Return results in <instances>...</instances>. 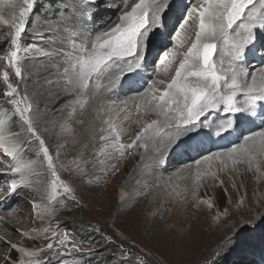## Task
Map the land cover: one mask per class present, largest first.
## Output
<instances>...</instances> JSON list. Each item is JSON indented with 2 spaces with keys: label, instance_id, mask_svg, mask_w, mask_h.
<instances>
[{
  "label": "snow or ice",
  "instance_id": "1",
  "mask_svg": "<svg viewBox=\"0 0 264 264\" xmlns=\"http://www.w3.org/2000/svg\"><path fill=\"white\" fill-rule=\"evenodd\" d=\"M36 2L37 0H21L17 4L10 0L9 7L13 11L9 18H5L0 10V25L7 26V36L10 37L9 49L4 56H0V60L6 61L7 68L0 74L6 85V91L0 93V97L6 99L7 105L13 109L11 116L18 118L20 122L19 130L11 131L0 121V150L12 158L14 163L10 166V171L19 176V180L13 179L11 182L13 192L18 187H28L31 175L44 174L36 173L35 162L25 159V150H34L36 156L42 155L43 159L39 163L46 164L44 172L51 176V181L45 188L47 203L42 206L38 200L32 205L40 220L45 219V215L53 216L57 203L63 206L70 200L79 205L80 200L77 189L58 174L59 151L54 153L52 145L48 143L46 133H49V128L41 127L42 123H47L41 120L44 91L39 86L31 93L27 88H20L21 82H33L29 79L32 69L24 62L27 53L61 59L63 88L58 95L86 97L81 110L87 106L88 99L122 88L127 82L129 90L138 93L133 100L136 113L154 114L158 117L146 123L130 143H122L123 129L118 128L111 118L103 122L105 127L94 129L84 119L75 121L73 111L68 122L76 123L81 129L76 135L86 134V139L97 149L96 156L104 157L100 163L108 162L102 171L116 170V162L134 148H144L147 151L148 141H152V151L155 153L151 158L152 166L159 171L173 149L183 153L199 151L203 144L201 136L211 138L204 129H212L216 137H222L238 128L242 122L254 123V118L264 109V66L258 67L253 74L247 70L245 63L248 53L255 49L264 33V0H183V8L178 7L175 0H137L131 6L128 0H121L120 15L116 17L119 23L114 27L106 26L101 31L90 30L88 25L94 14L82 10L75 18H69L71 22L67 27L72 31L60 41L61 46L52 51H44L35 44L22 43V35L26 32L29 16ZM169 14L174 19L170 31ZM111 23L109 18L108 24ZM64 30L65 26L61 25H57L55 29L59 32ZM34 34L43 38L38 29ZM218 44L219 56L214 59ZM261 48H264V43ZM154 49L156 55L151 65L153 75L158 70L166 75L172 74L168 75L167 80L151 79L146 87L137 88L138 82L128 79V76L149 66L148 57ZM260 54L264 55V52ZM46 82L52 83L51 78H46ZM239 97L242 98L238 99ZM68 103L72 104L73 101L69 100ZM121 104L124 105L121 111L127 119L128 101H121ZM100 106L103 107L102 100ZM219 113L227 116L214 123L213 117ZM261 119L264 124V117ZM60 128L62 132L73 134L66 124H61ZM87 147L88 144H85L84 148ZM258 157H264V126L259 131L242 133L241 142L231 144L222 152L203 155V161L215 158L224 168L228 167V161L232 165L247 163L249 167L255 166L256 172L264 178ZM201 163V160H196L197 166ZM202 176L218 180L215 172L201 173L197 167L191 197L197 207L207 204L212 208V203L198 197ZM58 196L63 199L58 201ZM43 199L42 196L41 200ZM184 199L187 202V196ZM215 218L219 220L220 215L217 214ZM251 222V219L244 221ZM44 231H50L51 237L46 249L54 250L57 255L91 252L90 248L71 239L67 232L61 233L56 228ZM32 235L38 236L40 232L34 231ZM50 237L44 236L45 239ZM11 247L29 257L26 262L18 260L15 264H46L41 256L43 248L29 250L17 244H12Z\"/></svg>",
  "mask_w": 264,
  "mask_h": 264
},
{
  "label": "bare ground",
  "instance_id": "2",
  "mask_svg": "<svg viewBox=\"0 0 264 264\" xmlns=\"http://www.w3.org/2000/svg\"><path fill=\"white\" fill-rule=\"evenodd\" d=\"M5 2L0 3V10L3 11L4 15H9L12 9ZM116 2L121 3V0H66L62 7L64 15L58 18L57 21L55 20L56 22L50 26L35 23L34 30L38 29L42 36L50 35L52 42L48 44V47L52 51L54 48H59L61 46L60 41L72 31L70 27H67L71 22L69 18H75L76 14L82 10H87L94 14L91 19L92 24L96 27L94 31L104 30L106 26L114 27L116 23H119L115 15L120 12V5H117ZM128 2L131 6L137 0H128ZM175 2L178 7H184L183 0H175ZM103 3L105 4L103 5ZM110 5H115V7H110ZM104 9L109 11L103 14L107 18H111L112 23L109 25L108 19L104 23L105 26L103 25L102 27V25H99L102 29H97L96 22L103 15L101 10ZM169 23L170 31L174 19L170 18ZM57 25L65 26V30L63 32L55 31ZM50 29L53 31H49ZM189 31H192V29H189ZM258 42H260V45L264 42V33L261 34ZM219 49L220 45L218 44V51L214 59L218 58ZM254 51L255 49L248 53L247 60L245 61L246 66L251 61L248 68L250 67V73L253 74H255L258 67L264 66V57H258L259 53L255 55L256 52ZM262 52H264V48H262ZM153 54L148 57L149 66L143 69L142 73L140 72L141 70H138L136 74L128 76V79H134L138 82L136 85L137 88L146 87L143 82H148V78L154 72L151 66V61L153 56H155ZM54 58L57 60V64L51 65L48 68V70L54 71L52 75L51 73L42 75L38 72L33 82L35 87L39 86L45 93L44 98L41 100V104H44L43 107L41 106V112L49 121H52L53 124H51L56 131L61 133L60 125L63 124L62 121H65L64 123L67 122L68 125L66 124V127L72 126L71 130L73 134L61 136L58 139L59 145H63L64 143L63 148H66L65 154H59V158L70 166L74 178L73 181H77L74 187L77 190L80 188L79 192L81 196L79 197L83 198L82 213H88L99 225L106 226L116 223L117 227L121 229V233L127 236L132 235L140 242L143 241L144 244L148 243L158 249H164L161 252V255L164 257H174L176 260L183 259L185 261L195 259L198 261L200 257L201 260L199 261L202 262L204 257L212 256L214 253H220L222 255V253L228 252L233 257L237 256L239 252L247 253L246 251H248V253L255 255L257 260L259 258L260 260L262 259L260 256L262 251L259 250L261 247L258 249V245H255L256 247L251 248L253 246L251 236L247 232L244 233L247 224H243V220L251 219L253 221L251 224L257 222L251 214L244 213L247 210L244 206L240 205L235 212L232 211L229 218H221L213 221L210 218V210H208L206 204H201L199 207L196 206V202L191 197V189L195 186V172L197 167H199L201 173L215 172L219 180H222L226 186H229L233 180L235 182L237 181L234 170H238L240 172L239 181H241L240 183L244 187L249 206H252V209L257 212L262 210L264 197L262 195L253 198L252 186L250 185V182L258 175L255 166L249 167L247 163L232 165L231 161H228V167L224 168L220 161L215 158L211 161H203V155H209L212 152L218 151L222 152L231 146V144L241 142L242 133L248 134L251 131H259L260 127L264 126L261 119V117H264V109H261L260 115L254 118V123L242 122L238 128L222 137H216L212 129H204L203 131L209 133L211 138L201 136L200 139L203 140V144L199 151L193 150L188 153H183L173 149L167 155L166 164L159 171H156L152 166L151 158L155 155L152 151V141H148L149 148L147 151L144 148H134L125 154L123 158L116 162V170L107 169L106 171H102V169L106 168L108 162L105 161L104 164L100 163V160L104 159V157L96 156L97 149L86 139V134L76 135L81 132V129H79L76 123L68 122L69 115L73 111H75V121L84 119L94 129L105 127L103 122L109 118L113 120L118 128L123 129L122 133H125L128 127H131L132 129L129 135L121 136L122 143H130L132 140L129 137L134 136L135 138L140 130L139 125L135 121H130L131 117L136 116L141 120H139L141 122V129L146 123L152 119H158V117L154 114L143 115L136 113L133 100L136 99L138 93L136 91H130L127 82L124 83L122 88L102 94V96H97L94 99H88L87 106L81 110V104L83 99H87L86 97L80 98L75 97V95L68 96L67 94L58 95V93L62 92L63 88V81L61 79L63 63L60 58ZM160 72L162 70H158L156 75H154L157 80H167L168 75L172 74L160 76ZM46 78H51L52 83H47ZM240 98L242 97L238 99ZM69 100L73 101V103L69 104ZM101 100L103 107L100 106ZM125 100L128 101L127 108L130 114V117L126 120L121 119L125 115L121 111V108L124 107L121 101ZM110 106L112 107L109 108ZM226 116L227 114L225 113H219L213 117V122L218 123L219 120L224 119ZM235 137H238V141L235 140ZM85 144H88L87 148H84ZM257 159L261 164V171H264V159H261V157ZM196 160H201L202 163L197 166ZM4 171L8 170L6 169ZM33 175L30 180L36 181L38 175ZM118 177L121 178L120 181L116 180ZM4 178L0 177V183ZM258 178L263 179L259 184V188L264 191V178H261L260 175ZM89 181L91 183H88ZM113 181L115 184L114 187H112ZM217 182L218 180L211 178V176H202L198 187V197L201 198L206 195L210 202L215 204L213 192H220ZM70 186L73 185L70 184ZM117 191L122 196V205L115 203ZM88 193L92 196L90 201L87 200L88 197L84 198ZM38 196L36 195L34 197L37 198ZM185 196L188 198L187 202L184 199ZM18 198L20 199L21 196H19V192L17 191L15 195L2 193L0 196V208L10 209V207H13L12 209H15L13 212L0 213V218L4 217L0 219V236L9 239L12 243L26 244L23 234L20 236L13 232L15 228L26 232L25 229L29 226L27 222L28 210L25 207L23 209L25 211H19V205L17 206V203L15 204ZM167 206H173L171 214L165 212L164 208H167ZM126 210H130L128 216L124 220L117 222L118 215ZM78 212L72 211L71 215L76 221H78ZM237 213H244L245 216L240 217L243 215L241 214L239 219L236 215ZM80 219L82 222H86V218L81 217ZM3 248V244L0 241V259L2 258ZM257 253H260V255L257 256ZM254 263L257 264V261H253ZM231 264H246V261L240 260L238 263L235 261Z\"/></svg>",
  "mask_w": 264,
  "mask_h": 264
},
{
  "label": "rangeland",
  "instance_id": "3",
  "mask_svg": "<svg viewBox=\"0 0 264 264\" xmlns=\"http://www.w3.org/2000/svg\"><path fill=\"white\" fill-rule=\"evenodd\" d=\"M64 1L66 2V0H37L36 4L34 5L33 12L29 16V20L27 24L28 26H26V32L25 34L22 35V43L24 45L35 44L44 51H51V49L48 47V44L52 42V38L50 37V35L43 36V38H41V36L35 35L34 34L35 25L34 24L39 23L43 26L45 25L50 26L54 24L58 18L64 15L63 8H62L63 5L65 4ZM1 2H5L9 5L10 0H0V3ZM11 2H16L17 4H19L21 0H11ZM116 3L117 5L121 4L119 2H116ZM104 4L105 3H103V5ZM95 10L97 9L95 8ZM16 11L18 14V9H16ZM101 12L103 14L109 11L107 9H104V10H101ZM119 15H120V12L117 13V15L115 16L117 17ZM4 16L5 18H9V15H4ZM108 16L110 15L108 14ZM108 19L109 18H107L105 14L101 15V17L96 22V26L98 27L97 29H102L104 23ZM99 25H102V27H99ZM88 27L90 30L93 29L92 31L96 30V27L92 24V20H91V23L88 25ZM169 27H170V23H169ZM8 31L9 29L7 28V26H4V25L0 26V56H4L10 47V37L7 36ZM173 44H174V41H173ZM259 46L260 47L258 48V50L260 52L262 48L260 44ZM181 51L183 50L181 49ZM152 53H154L153 55H156V50L154 49ZM256 54L258 53L256 52L255 55ZM25 55L27 59L24 62L26 64H29V67H31L32 69V73L30 74V77H29L30 81H34V77L36 76L38 72L41 73L42 75L46 73H51L52 75V73L54 72L53 70L51 71L48 70L49 66L57 64V60L54 57H40L39 55L33 52L27 53ZM250 62L251 61H249V63L247 64V70L249 72L251 70L250 67L248 68V65L250 64ZM151 64H152V61H151ZM4 70H7L6 61L0 60V74H2ZM159 75L162 76L166 74H164L162 71L160 72ZM155 77L156 76L151 74L150 77L148 78L149 79L148 82H143V81L141 82L147 85L148 83L151 82V79H156ZM10 78H12L11 72H10ZM33 85H34V82H29L27 84L21 82L20 88L21 89L27 88L28 91L31 93L36 88L35 85L34 86ZM4 91H6V85L2 80V75H0V93ZM127 96H124V97H127ZM41 106L43 107L44 104L42 103ZM111 107L112 106H110L109 108ZM12 111L13 109L11 108V106L7 105L6 103V99L3 97H0V121L4 122L5 127L8 128L9 130L17 131L19 130L20 122L18 121V118H13L11 116ZM43 116L44 115L42 113L41 115L42 122L46 121L47 123H42L41 127L42 128L47 127L50 130L49 133H46V135H48V143L52 145V151L54 153L56 151H59V154L61 153L65 154L66 148L65 149L63 148L64 143L63 145L62 144L59 145L58 139L61 136L67 135L68 132L61 131V133L60 132L58 133L56 129L54 128V126L52 125L53 124L52 121L51 120L49 121V119L46 118L45 116L43 118ZM129 117H130V114H129ZM121 119L125 120L126 119L125 115H123ZM139 120L140 119H138L136 116H133L130 119L131 122L135 121L139 125L140 127L139 132H140L141 131L140 121L141 120L140 121ZM64 122L65 121H62L63 124H67V122L66 123ZM67 128L72 129V126L67 127ZM131 129H132L131 127H128L125 133H122L121 136L129 135L131 132ZM129 139L133 140L135 138L134 136H131L129 137ZM235 140L238 141V137H235ZM25 159L35 162V167L37 171L36 173H44V174L38 175L36 177L37 180L31 181V184L28 187L21 186V187H18L16 190L17 192H19V196H21V198L20 199L18 198L15 204L17 203V206L19 205L18 208L21 209V210L19 209V211H25L23 210L25 207L28 210L27 212L29 213V215L27 216V222L29 226L25 229L26 232H23L19 228H15L13 232L14 234L20 235V236H22L23 234L26 244L12 243L9 239L0 236V241L4 247L2 258L0 259V264H15V262L18 260H22L26 262L29 259V257L24 256L23 253L19 252L17 249H13L11 247L12 244H17L18 246L27 248L29 250L43 248L44 251L41 253V256L46 262V264H141V262H143V264H231L232 262L234 263L235 261L238 263L240 260H245L246 264H253V261L255 262V260L257 261V264H263L264 262V246H261V245H264V206L262 207V210L258 212L253 210L252 206H249L248 197L246 196V193L244 192L243 185L240 183L241 181H239L240 172L238 170L233 169L235 172L237 181L236 182L235 180L231 181L229 186H226L223 183L221 184L219 181H222V180H219L218 178L217 186L219 187L220 192H216V193L213 192L215 204L210 202V200L206 197V195H204L203 197L199 199L207 200L213 204L212 208H209L207 206L208 210H210L209 212L210 218L213 221L217 220L215 218L217 214L220 215V219L229 218L232 211L235 212L240 205L244 206L247 209L246 211H244V213L249 214V215L251 214V216L254 217L253 219L257 221L254 224L253 223L251 224V223H244L245 220H243V224H247L245 227L246 231L244 230V233L247 232V234L251 236V241L253 242V246L251 248L256 247L255 245H258V249L259 247H261L259 249L262 251L261 255L260 253H257V256L260 255L262 259L260 260L259 258L257 260L255 255L248 253V251H246L247 253L239 252L237 256H233V257L231 256L232 254L229 255L228 252H224L222 253V255H220V253L218 254L214 253L212 256L204 257L203 261L201 262L199 261L201 260L200 257L198 261L196 259L191 260V261H185L183 259L176 260L174 257L172 258L164 257L161 255V252L164 251V249L162 250L160 248L158 249L148 243L144 244L143 241L140 242L132 235L127 236L124 233H121V229L117 227L116 223L108 224L106 226L99 225L94 219L90 217V215H88V213L81 212V210H83L82 208L83 198L79 197L81 196V193L79 192L80 188L77 190V196L80 200L79 205H76L70 200L66 201L63 206L57 203L56 204L57 210L53 216L49 217L45 215V219L43 220L38 219L36 216V210L33 208L32 205L34 201H38V200L41 202L42 206L44 203H47L45 188L47 187L48 183H50L51 176L47 174L46 172H44V169L46 168V164L41 165L39 163L43 159L42 155L36 156L34 150L26 149ZM261 159H264V157H261ZM13 163L14 161L12 160V158L8 159L7 162L3 164L1 163L0 171L4 169L10 170V166ZM61 164H63V167H60ZM57 165L59 168L58 174L60 175L61 179L65 180V182L69 184H72L73 186L76 185L77 181H75V183L73 184L74 178L72 176L70 166H68V164L63 162L61 158H59V160L57 161ZM259 175L260 174L258 173L257 177L254 180H252V182H250V185L252 186V197L253 198L259 197L262 195L264 197V191L260 190L259 188V184L261 180L263 179H259L258 178ZM32 176L34 175H31L29 179H31ZM0 177H5L3 181L0 183V185H2V187H0V196L2 193L6 195L7 193L8 195L9 194L15 195L16 191L13 192L11 190V182L13 179L19 180V176L18 175H12V176L0 175ZM120 179L121 178L118 177L116 180L120 181ZM112 183H113L112 187H114L115 186L114 181ZM37 189H39V192L37 191ZM6 191L8 192L6 193ZM59 191L62 192V189H60ZM36 195H39V196L35 198L34 196ZM42 196L44 197L43 200H41ZM84 198H87V200L90 201L92 196L91 194L88 193V195H86V197ZM57 199L59 201L63 199V197L58 196ZM116 199H115V203L117 205H120L122 201V196H120V193L118 191L116 193ZM241 201H243V203H241ZM74 207L75 209H73ZM12 208L13 207H10V209ZM10 209L9 208L5 209L4 207L0 208V213L1 212L7 213L9 212ZM164 209H165V212L171 214L173 206L171 207L167 206V208H164ZM224 209H226L227 211L224 212L223 211ZM72 211H79L78 212L79 214L77 213L78 221L74 220V217H71ZM129 211L128 210L122 211L121 212L122 215L121 213L118 215L117 222L124 220V218L128 216ZM244 213H237L236 215L239 218V216L243 214L240 217H244L245 216ZM81 217L86 218L85 219L86 222H82L80 219ZM175 222H178V221H175ZM50 228H56L61 233L67 232L71 239H73L75 242L81 244L82 246L86 248H90L91 252L72 253L71 255H68L65 253L63 255H57L55 254L54 250H47L46 245L48 242H51V237H50V231L45 232L44 230L50 229ZM96 229H99V231H97ZM37 230L40 232V235L33 237L32 235L33 232ZM45 235H48L50 239H45L44 238ZM120 246H123V247L121 248Z\"/></svg>",
  "mask_w": 264,
  "mask_h": 264
}]
</instances>
